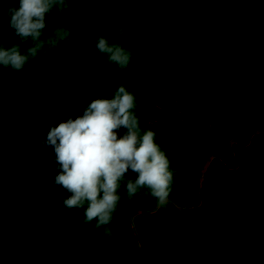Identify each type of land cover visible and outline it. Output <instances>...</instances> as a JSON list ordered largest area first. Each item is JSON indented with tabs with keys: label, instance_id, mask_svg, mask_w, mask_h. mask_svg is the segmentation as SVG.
Returning a JSON list of instances; mask_svg holds the SVG:
<instances>
[{
	"label": "trees",
	"instance_id": "1",
	"mask_svg": "<svg viewBox=\"0 0 264 264\" xmlns=\"http://www.w3.org/2000/svg\"><path fill=\"white\" fill-rule=\"evenodd\" d=\"M10 7L0 0V44L28 61L0 64V264H264V0H65L35 57ZM102 36L131 52L125 68L98 52ZM121 86L173 181L161 206L147 187L129 197V169L96 227L87 201L65 206L43 141Z\"/></svg>",
	"mask_w": 264,
	"mask_h": 264
},
{
	"label": "clouds",
	"instance_id": "2",
	"mask_svg": "<svg viewBox=\"0 0 264 264\" xmlns=\"http://www.w3.org/2000/svg\"><path fill=\"white\" fill-rule=\"evenodd\" d=\"M64 5L65 0H19V8L10 7V25L17 37L23 41L31 38L34 46L27 52L35 57L43 47L41 31L46 27L45 17L53 5ZM123 31V30H121ZM56 35L64 40L70 31L57 28ZM55 47L57 41L49 40ZM96 48L99 53L108 54V60L125 68L131 59V52L118 44L110 45L107 37H98ZM20 45L7 49L0 44V64L21 70L28 61L22 55ZM135 97L121 86L114 97L93 100L82 116L59 123L47 133L43 143L54 148V158L61 169L55 183L71 195L64 199L69 209L81 208L85 201L86 221L97 219L96 227L106 225L116 210L120 196L117 189L120 181L131 169L136 179H127V193L133 196L139 188L147 187L158 204L165 205L173 181L166 154L155 142V132L145 131L140 135V122L131 111ZM127 129L119 137L117 130Z\"/></svg>",
	"mask_w": 264,
	"mask_h": 264
}]
</instances>
